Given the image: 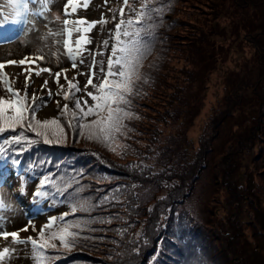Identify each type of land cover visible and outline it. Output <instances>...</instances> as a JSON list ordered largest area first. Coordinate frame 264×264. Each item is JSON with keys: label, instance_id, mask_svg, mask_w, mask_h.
I'll return each mask as SVG.
<instances>
[{"label": "rangeland", "instance_id": "1", "mask_svg": "<svg viewBox=\"0 0 264 264\" xmlns=\"http://www.w3.org/2000/svg\"><path fill=\"white\" fill-rule=\"evenodd\" d=\"M76 2L80 6L75 13L68 7L71 14L67 18L96 22L86 34L91 43L85 45L87 51L77 57V66L72 67L66 54L57 55L64 53L62 44L57 42L61 37L49 35L64 27L61 21L65 18L66 0H50L48 8L51 10L43 12V17L31 15L40 10V6L29 2L27 22H20L13 36L16 38L24 31L22 37L11 45L0 42V65H3L0 67V98H9L8 85L23 96L28 78V103H32L33 96L37 97L36 104L41 100L47 103L38 111L37 119L59 117L67 132L66 140L59 144L60 149L79 152L92 166L89 174L75 175L77 184L71 192L67 186L62 187V193L57 196L45 188L47 199L40 204L33 199V193L40 186L37 178L33 180L23 173L17 177L14 174L18 169L10 164L1 166L0 178L5 182L0 191L10 207L0 217V228L11 233L27 226L28 231H19V237L37 238L38 231H33L30 222L38 230L50 216L66 213L65 220L58 223L77 219L92 222L83 231L72 229L79 238L70 250L62 247L59 240L51 241L55 247L45 251L58 257L53 264L65 263L66 260L59 259L67 256L71 257L70 264H122L124 258L121 257L128 256L131 257L129 263H135L138 259L135 248L141 241L142 229L136 218L126 223L130 220L126 217L130 214L128 203L138 184L126 175L138 173L145 177L150 170L160 169L162 162L174 161L179 166L187 163L197 169L201 167L192 176L180 173L182 177L176 181V188L190 190L182 205L187 210L186 217L202 223L204 237L203 247L199 243L194 249L197 253L183 252L185 258L177 264H264V141L261 139L264 129V0L151 1L155 11L163 13H150L142 28L146 51L137 75L131 77L133 94L128 97L130 104L125 108L133 116L125 120L124 134L118 136V143L125 147L113 144L115 151L84 137H78L74 143V133L67 127L72 118L73 101H67L70 111L66 116H60V110L66 103L64 93L70 92L67 81L81 89L76 95L82 105L85 100L89 105L93 103L86 95L95 93L91 86L85 87L89 75L94 71L93 83L102 82L108 70L107 60L112 57V41L117 40V25L139 12L143 0H127V3L125 0H87V8L83 7L85 0ZM16 3L17 0H0V9L6 17L17 15ZM173 5L175 10L170 13ZM135 27L133 22L130 35ZM123 30L124 25H121V43L127 39ZM78 35L73 33V38ZM30 56L43 59L33 58L36 65L31 66ZM22 60L25 63H18ZM42 67L49 68L51 74L42 72L36 76ZM64 69L67 71H62ZM113 70L118 72L119 66L114 65ZM56 72H61L58 84ZM45 80L48 84L42 89ZM142 92L145 94L140 95ZM163 118H167L165 123ZM157 133L167 153L158 154L154 149L148 157L144 147L157 138ZM26 135L35 142L13 144L17 152L31 151L37 142L46 147L33 133ZM44 170L49 171L48 176L58 172L57 167ZM182 180L185 181L183 186ZM165 189L161 197L167 194L168 188ZM69 193L73 198L88 199L93 205L91 211L72 213L70 200L66 199ZM153 194V190L144 189L139 193L146 201ZM161 201L156 205L158 213L169 208V205L163 207ZM115 223L126 229H111ZM117 231L126 236L122 244L114 240L120 237L112 233ZM10 240V236L8 241L0 238V250L9 246ZM11 247L16 250L11 256H5L3 264H35L30 246ZM191 251L193 248L189 249ZM74 254L84 259L74 261Z\"/></svg>", "mask_w": 264, "mask_h": 264}, {"label": "snow or ice", "instance_id": "2", "mask_svg": "<svg viewBox=\"0 0 264 264\" xmlns=\"http://www.w3.org/2000/svg\"><path fill=\"white\" fill-rule=\"evenodd\" d=\"M29 2L38 4L40 10L31 13V15L39 16L43 12L47 11L48 4L50 0H17L18 20L12 21V23L27 22V17L29 15ZM127 3V0H125ZM67 7L65 8V18L61 21L64 27L60 28L55 33L50 32L49 35H58L61 37L58 43L62 44L64 53H57V55L66 54L67 58L72 61V67L77 66V57L82 56V54L87 51L85 45L91 43V39L86 35L92 30L96 22H88L84 19L70 20L67 17L71 13H75L80 5L76 0H66ZM68 7L71 8V13L68 12ZM84 8L88 7L87 0L83 4ZM153 9H142L137 16V22L143 19L150 18V12ZM158 11V10H157ZM123 15V13H121ZM104 21H100L103 23ZM121 25H124L123 36L128 39L120 42L121 35ZM133 26V21L129 20L127 22L121 20V24L117 25L116 37L117 45L112 47V57L108 58L107 65L108 70L104 72L103 67L101 71L104 72V77L99 85L93 83V78L95 76L94 71L91 72L87 80V85L95 89V93L87 92L86 95L90 97L93 103L89 105L87 100L84 104H81L80 98L76 95L81 89L77 84L68 82L70 92H65L63 99V108L60 110V116H66L70 109L67 101H73V108L71 109V120L68 121L67 127L71 129L74 133L73 142H77L78 137H84L88 141H94L101 143L103 146L108 147L110 150L115 151L112 148L113 144H117L118 147H125L118 143V136L124 134L125 120L132 118L133 114L126 111L125 108L130 104L128 97L133 94V85L131 77L137 75L138 66L143 59L144 53L146 51L145 45L142 43L141 27H135L131 31L130 28ZM73 33H78L76 38H73ZM67 38H64V36ZM107 41H105V46H107ZM34 59L42 60L43 57H36ZM12 63H17L12 61ZM18 63L23 64L25 61H19ZM114 65L119 66V70L114 71ZM3 67V65H0ZM94 68V65L92 66ZM64 72L67 69L62 70ZM42 72L51 71L49 68L42 67L39 71L35 73L39 76ZM61 72H56V83H59V77ZM117 76L119 78H117ZM73 80L76 77L72 78ZM48 81L45 80L42 89L47 87ZM28 78H26L25 83V94L21 96L18 91L12 89L11 85L6 87V91L9 93L8 99L0 98V159L5 158V153L7 151L6 146L9 145H31L35 141L26 135V133L31 132L37 138H41L45 144H62L67 138V132L65 130L64 124L60 121L59 117H53L50 119L40 120L37 119V113L42 107H46L47 103L41 100L40 104H36V96L32 97V103H28ZM59 95V93H57ZM51 97V91H49V98ZM59 107V101H57ZM86 109V110H85ZM89 117H96L95 119L89 120ZM17 129H20L17 132ZM8 133H16L15 135H4ZM21 154V153H18ZM13 163H19V161H13ZM51 178L44 176L39 180V187L33 193L34 202L40 204L42 201L47 199V192L45 190L46 185H50ZM70 184V182H68ZM56 187L55 185H51ZM23 185L21 186V192H23ZM63 191V189H61ZM82 191V189L80 190ZM66 199L70 200V209L72 213L77 211L89 212L91 211L93 205L88 199L73 198V194L69 193ZM10 207L7 197L4 195L3 191H0V217L3 215V211ZM42 211L43 209H39ZM66 213L61 214L58 217H49L46 223L40 228L36 229L35 225L30 222V226L33 231H38V237L33 238L32 236L26 238L19 237V231H28L26 226L24 229L17 230L16 232H6L0 228V238L5 241L11 240L9 246L3 247L0 250V264H3L5 256H11L15 252V248L12 245H24L30 246L32 258L35 264H53V262L58 259L57 256L48 255L46 253L47 248L55 247L51 241L59 240L62 247L69 249L75 244L76 240L79 238L78 233L72 231V229H77L83 231L92 222L91 220H73L70 223L60 224L58 221H64L66 218ZM103 222V221H100Z\"/></svg>", "mask_w": 264, "mask_h": 264}, {"label": "trees", "instance_id": "3", "mask_svg": "<svg viewBox=\"0 0 264 264\" xmlns=\"http://www.w3.org/2000/svg\"><path fill=\"white\" fill-rule=\"evenodd\" d=\"M151 1L152 0H143V7L141 10L145 9L147 6L149 9H153V11L150 12L153 13V15L154 13H163L161 11L156 12L154 6L150 5ZM141 10L131 15L130 18L128 17L129 19L127 21L132 20L136 27H141V25L144 26L146 24V19H143V22L142 20L140 22L135 21L137 20L138 13H140ZM174 10L175 6L173 5L170 7V13H173ZM165 16L167 17V15ZM113 45H117V40L112 41L111 52ZM150 89L147 88L146 90ZM141 94L145 93L142 92L140 95ZM166 119L167 118H163L164 123ZM261 132V139L264 141V129ZM4 135L8 134L5 133ZM159 135L160 133H157V138L155 140L153 139L151 143H148V145L144 147V152L148 157L154 149H157L158 154H163L164 152L167 153V149H162L164 148V145H160ZM44 146L46 147L40 146L37 142L31 151H22L23 154H18L20 152L15 150L14 145L6 146L7 151L5 153V158L0 159V169L1 166L10 164L15 170L18 169L15 171L16 174H28L31 178H33V180L36 178L40 180L49 174V171L47 172L44 170L45 167H49V169L57 167L58 172L54 174L51 173V175L48 176L51 178V182L50 185L45 186L46 190H48L52 195L60 196L62 193L61 188L67 186L69 192H71V188H75L77 184L75 175L78 174L81 176L82 173L85 175L86 172L89 174V169L92 166L91 161L79 152H73L72 150L64 152L63 149H60L62 146L54 143L53 145L46 144ZM262 160L264 159L262 158ZM13 161H19V163H13ZM162 163L163 164L160 169L150 170L148 175L145 177L138 176V173L126 175V178H130L138 184L135 188V193L133 192L134 194L128 203L130 214L126 217V219L130 220L126 221V223H129L136 218V221L138 222V225H141L142 230L140 231L141 241L135 248L137 253L135 255L138 258L137 261L135 263H129L131 261V257H121L124 258L122 264H177V262L181 259L184 260L185 257L183 252L190 254L197 253L198 251L194 249L199 243L203 247V230L200 227L202 226V223L195 222L193 217H186L185 211L187 210L184 209L182 205V201H185L190 190L186 192L185 190L176 188V181L182 177L181 174L184 173L185 177L192 176V174L196 170H200L201 167H198L197 169L196 166H190L187 163H182L183 166H179L176 165L174 161ZM188 168L191 169L190 172ZM150 179L152 180L149 181ZM155 179H157V182H154ZM159 181H161L162 184H159ZM68 182H70L71 185H68ZM184 182L185 181L182 180L183 184L181 183V186L185 185ZM51 185H55L56 187H52ZM165 188H168L167 194L161 197L162 192L166 190ZM141 189L153 190L154 196L152 195L153 197L148 201L143 200L139 195ZM152 200H154V202H150ZM160 200H162L160 203L163 207L165 205H169V208L158 213L156 205ZM132 215H135V217L132 218ZM193 226H196L195 229H193ZM203 226L205 227L206 225L203 224ZM104 228H106V231L109 232L108 227L104 226ZM118 228L126 229L121 227L118 223L111 225V229ZM112 233L115 237L117 234L120 235V237H116L114 240H117L120 244H122L123 239H125L126 236L118 231ZM93 235L96 236V234ZM136 239L137 238H135V240ZM196 239L198 241H196ZM129 245L131 247L133 246L132 241ZM126 246L127 245L122 248ZM190 248H193V251L189 252ZM81 256L82 255L80 254H74L72 255V259L74 261H78L79 259L83 260L84 258H80ZM113 256L115 259L117 258L116 255ZM70 259L71 257L67 256L62 257L59 260H66L65 263L70 264Z\"/></svg>", "mask_w": 264, "mask_h": 264}, {"label": "bare ground", "instance_id": "4", "mask_svg": "<svg viewBox=\"0 0 264 264\" xmlns=\"http://www.w3.org/2000/svg\"><path fill=\"white\" fill-rule=\"evenodd\" d=\"M49 195V194H48ZM239 209V208H238ZM245 212H246V210H245ZM241 215V214H240Z\"/></svg>", "mask_w": 264, "mask_h": 264}]
</instances>
